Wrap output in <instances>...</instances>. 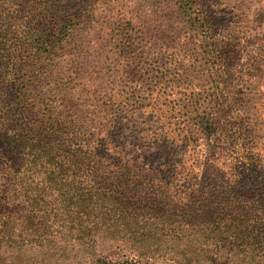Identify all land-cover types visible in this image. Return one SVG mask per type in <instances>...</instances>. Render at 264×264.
Segmentation results:
<instances>
[{
	"label": "trees",
	"instance_id": "16d2710c",
	"mask_svg": "<svg viewBox=\"0 0 264 264\" xmlns=\"http://www.w3.org/2000/svg\"><path fill=\"white\" fill-rule=\"evenodd\" d=\"M86 3L0 0V252L30 247L15 237H54L78 225L96 236L156 238L144 241V253L123 264H169V252L176 254L177 264H205L193 238L186 243L171 238L174 245L164 251L154 247L159 237H195L204 226L224 243L240 226L264 215L262 203L257 204L264 188L262 155L256 147L238 150L218 142V108L213 119L194 124L192 133L210 141L192 163L185 156L189 147H198L195 137L180 152L168 149L161 165L133 160L123 122L103 123L104 104L88 100L85 89L65 74L62 61L70 48L65 41L75 26L69 17L75 11L79 16ZM183 4L194 13L190 0ZM113 11L108 7L107 15ZM55 18L61 23L50 29ZM45 70L41 77L39 71ZM57 78L67 95L80 94L84 112L75 110L71 98L57 95ZM212 88L220 101V92L228 89L221 81ZM59 97L62 105H56ZM97 252L86 254L82 264H115L114 257ZM225 256L216 255L210 263L227 264ZM16 260L11 264H22L20 256V263Z\"/></svg>",
	"mask_w": 264,
	"mask_h": 264
},
{
	"label": "rangeland",
	"instance_id": "374dc122",
	"mask_svg": "<svg viewBox=\"0 0 264 264\" xmlns=\"http://www.w3.org/2000/svg\"><path fill=\"white\" fill-rule=\"evenodd\" d=\"M183 1L88 0L79 16L75 11L69 17L75 26L65 41L70 44L62 61L65 74L85 89L88 100L104 104L103 123L123 122L131 158L144 166L166 161L168 149L180 152L195 137L198 147H189L185 156L192 163L210 141L192 133L194 124L213 119L218 108V142L225 148L233 143L238 150L256 147L264 160V0H190L195 14ZM108 7H114L111 15ZM60 23L55 18L50 29ZM216 49L220 56H214ZM59 81L57 95L71 98L75 110L84 112L80 94L67 95ZM215 81L228 88L220 92L221 101L212 88ZM58 99L56 105H62ZM258 199L264 213V188ZM69 230L54 237H15L30 247L2 248L0 264H11L16 256L22 264H82L96 250L123 264L144 253V241L156 239L112 232L96 236L78 225ZM159 238L158 251L172 247L171 238L179 243L193 238V249L205 264L223 254L227 264H264V215L240 226L224 243L206 226L198 227L195 237ZM174 260L176 254L169 252V264H177Z\"/></svg>",
	"mask_w": 264,
	"mask_h": 264
}]
</instances>
